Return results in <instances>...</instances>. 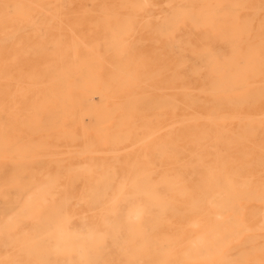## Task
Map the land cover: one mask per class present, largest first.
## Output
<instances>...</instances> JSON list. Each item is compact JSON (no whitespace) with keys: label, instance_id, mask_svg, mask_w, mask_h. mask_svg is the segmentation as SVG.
I'll use <instances>...</instances> for the list:
<instances>
[{"label":"rangeland","instance_id":"rangeland-1","mask_svg":"<svg viewBox=\"0 0 264 264\" xmlns=\"http://www.w3.org/2000/svg\"><path fill=\"white\" fill-rule=\"evenodd\" d=\"M169 5L174 10L167 21L176 24L174 32L163 20ZM260 16L264 17V0H177L174 4L169 0H0V122L9 120L14 134L26 136L22 126L26 118L21 114L33 106L44 113L48 106L41 103L43 95L53 90L58 78L73 83L70 68L91 72L96 79L89 83L94 85L115 84L119 79V84L132 83L128 78L136 76L134 72L140 86L149 89L161 84L162 102L154 107L177 108L174 114L112 116L110 123L119 124V129L98 135L83 127L65 129L72 135H85L81 138L90 142L81 144L70 139L76 136H66L51 150L29 151L27 156L40 159L39 176L44 180L59 172L72 174L80 164L90 163L101 165L102 173L113 172L115 185L121 179L137 180L129 198L132 204L142 203L143 191L149 188L146 217H137L130 203L119 202L116 208L119 224L126 225V217L125 222L143 232L148 264H264V119H259V111L264 110L259 42L264 44V35L259 41ZM129 18L137 24L125 34L132 25ZM170 36L178 38L173 55L167 49ZM118 65L125 77L114 71ZM90 97L93 106L101 105L98 94ZM199 99L207 100L203 107L197 106ZM63 100L66 107L72 106V96ZM208 108L213 110L211 115H218L214 111L218 109L232 113L211 116ZM44 117L39 116L34 133L50 146ZM82 122L95 128L93 116H82ZM58 158L76 164L52 166ZM145 170L147 176L138 174ZM21 178L28 190L29 175ZM157 179L161 180V188H156L162 200L159 209L152 200ZM69 184L74 201L67 206L60 199H47L37 223L32 213L21 210L33 200L5 185L8 200L0 199V264H33L30 256L37 253L42 264H79L85 259L83 246L73 244L67 254L61 251L66 243L57 241V228L62 226L58 213L89 216L76 201L83 192L73 180ZM6 224H14V229L5 231ZM69 225L76 236L91 239L84 222L75 220ZM31 237L36 242L15 247ZM139 241L136 233L123 226L117 238L111 234L103 245L92 244L89 264H121V255L131 253L133 261L127 264H143Z\"/></svg>","mask_w":264,"mask_h":264},{"label":"bare ground","instance_id":"bare-ground-1","mask_svg":"<svg viewBox=\"0 0 264 264\" xmlns=\"http://www.w3.org/2000/svg\"><path fill=\"white\" fill-rule=\"evenodd\" d=\"M169 1L172 4H174L177 0H169ZM172 8L170 6L168 13H166L167 15L165 14L163 20H165L167 23H170L172 25L171 27H173V29H171V31L174 32V28H175L174 25L176 24L172 21H169V22L167 21V16H169L171 11L174 10V7ZM259 18H260L259 19V23H260L259 41H262L261 37L262 35H264V17L260 16ZM128 22H131L132 25L129 28H126V30L123 29L125 30L124 33L125 32L129 33L131 31L133 32V30H135L136 28L137 23L133 20V18L132 19L129 18ZM123 23L126 25L125 22ZM126 27H128V25ZM167 41H169L167 45H170L169 47H167V49L169 50V54L173 55L174 53H173L172 47L175 46V43L178 41V38H172L170 36L168 37ZM120 42L118 43L120 44ZM121 45L122 46L120 45L119 46L125 47V45L123 44ZM96 46L97 45H95V47ZM113 46L115 47V45ZM116 48H117L116 49L117 51L119 47L116 46ZM84 49H87L86 46ZM121 55L120 57L124 56V55L122 56ZM112 57L115 58V56H112ZM75 58H76L75 60L77 64L82 66L83 61L79 59L76 55H75ZM127 63H129V61ZM117 64L118 63H116V65ZM119 65H118V68H116L114 71L122 73L120 69L121 66ZM134 71H132V73ZM68 73L73 80V83L71 85H68L66 80L63 77L58 78L57 82L53 86V90H49L43 95L41 103L46 104L48 106V109L44 113H41V109L39 108V106H33V107H29L28 109H26L24 113L21 114V116H25L24 118H26V122L22 123V126L24 127L26 131V136L23 137L19 134H14L13 133L14 131L13 123L10 122L9 120H5V121L2 120L3 122L2 121L0 122V199L3 198V199L8 200V197L5 192L6 184H10L11 186H14L19 194H24L27 197L31 198V200H33L31 202H26L21 207V210L28 211V213H32L34 215V217H32V220H34V222L37 223L39 221V218H38L39 214L42 213L43 210L45 209L44 203L47 201V199H53V198L60 199L64 202V205L66 204L67 206L72 201H74V197L69 195V192H68V189L72 186L71 184H69L70 180H73V184L76 185L83 192V195H81V197L76 201L86 207L87 211L89 212V216L88 217L87 216L86 217L85 216L76 217V216L70 215L69 213L63 216V214L58 213L57 217H60V218L62 217L61 218L62 226H60V228L58 226L57 228L60 231L57 241L58 242L64 241L67 245V247L61 251H63L64 253L70 254V252L73 251L71 246L73 244H79L84 247L85 259L83 258V260L81 261L78 259L79 260L78 262L79 264H89V261H90L89 251H92V244L94 242H99L103 245L105 237L111 234L117 238L118 231L123 226H126V228L129 231H132L138 235V238L140 239L139 245H138L139 246L138 251H142L145 257L142 260V263L148 264V260L146 259V255H145L146 240L143 238V235H142L143 232H140L139 228L133 229L130 226V224L125 222L127 220L126 217L123 218V222L126 225L119 224L118 213L116 209L117 204L119 202L130 203L129 198H130L131 192L134 189H136L138 186L137 180L121 179L120 183L119 184L116 183L115 185V179H116L114 178L115 174L113 172L102 173L101 172L102 166L96 163H90L88 165L80 164V168L76 167V170L72 172V174H64V173L59 172V173H55L53 178L44 180L43 177L39 176L40 173L42 174V168H43L42 162L40 161L39 158L36 159L35 157L32 158L30 156H27L26 153L29 151H35V150L49 151L51 150V147L53 145L58 144L59 142H61V140H65V139H62V137L67 138L66 136H76L70 139L71 140L74 139L75 141L81 144L90 142L88 139L84 137L81 138V136H85V135H78V136L72 135V133L69 134L68 132L64 131L65 129L69 130V129L76 128V127H83V129L85 130L91 129V130L97 131V135H98L100 133H103L106 129H119V126H120L119 124L110 123L112 116H119V117L121 116L124 118L126 116H168L169 114L172 115V113L175 112L177 108L176 109H161V108L154 107L156 103L162 102V99L160 96L161 95L160 90L163 86L161 84H158L148 89L146 85L145 86H140L143 84L138 85L137 83L138 73L136 72H134L135 73L134 75L136 76L132 75L128 78V80L133 81L132 83L131 82L126 83L127 82L126 80L125 84H122V83L119 84L122 80L120 82H119L120 79L117 80L118 82L115 80L116 77H119V74L117 73L115 75L116 77L111 78L112 80L114 79V81H116L115 84L103 83L101 85L90 84L89 80H94L96 79V77L93 74H91V72H89L88 70L86 71V69H83L82 67L70 68L68 70ZM122 74H120V76ZM123 75L124 77L126 76V74H123ZM150 76L151 75H149V77ZM176 77H178L177 74H176ZM259 77L262 79L259 82L260 86H264L262 85V83H264V44H262V42H259ZM18 93L20 95H23L22 89L19 88ZM92 94H98L101 97L102 101H101L100 106L98 107L93 106V104L90 102L89 97ZM66 95L72 96L73 98V101H72L73 104L71 107H66L64 105L63 99H64V96ZM143 96H147V98L149 99L145 102L144 100H142ZM183 97L184 96H182V99L185 100V98ZM193 100H196V99H193ZM203 102H207V100L199 99L197 106H202ZM143 103H145L144 106L142 105ZM191 107H194V106H191ZM208 110L211 115L213 110L210 108H208ZM214 111H218L219 112L218 115H211V116H222L221 112L225 113L224 111L220 109L214 110ZM231 113L232 112L225 113V114H227V116H230ZM86 115L94 117L95 125L93 127L95 128H90L83 124L82 116H86ZM39 116H45L44 120L47 124V129L49 131L48 139L52 141V145L50 146H45V142H43L40 138H37L36 133H34L35 131L34 126L39 121ZM256 117L258 118V116ZM158 119L159 118H157L156 121H158ZM259 119H264V110L259 111ZM133 125L134 124H132L131 126L133 127ZM206 135H209V134H206ZM22 152H23V155H22ZM51 164H53L52 166L61 168L64 166H74V164L76 163H72V161L67 160V159L58 158L56 160H53ZM31 166H33V168H31ZM85 166H89L90 168L85 169ZM33 172H35V175H31ZM138 174L143 175V176L148 175L146 170ZM28 175H29L28 184L30 185V187L27 190L24 187L25 183H23L21 177L28 176ZM108 176H111V177H108ZM156 188H161L160 179H157L155 181V184L152 188V191H154V196L152 197V200L154 202V207L156 209H159L162 206V200L160 199V196L158 195ZM149 200L151 199L149 197V188H147L145 189V191H143V202L137 203V204L130 203V210L132 211L134 209L136 211L137 217H141V216L146 217L148 215ZM222 204H225V203H222ZM19 215L21 216V214ZM75 220L82 221L85 223V226L90 233L91 239L85 240V237L83 236L82 237L76 236L75 230L70 228V225H69L70 223H74ZM228 223L229 222L227 221V224ZM14 226H15L14 224H6L3 229L5 231H11L14 229ZM192 227H195V225L194 226L192 225ZM234 234L236 235L237 233L235 232ZM34 242H36L35 238L31 237V239L29 240L17 243L15 247L21 248L24 246H28ZM55 253L57 254V252ZM256 253L257 251L255 252L254 255H256ZM133 254L134 253H131L130 255H124V256L121 255V258H122L121 264H127L133 261L131 258L132 257L131 255ZM243 255L245 256L246 254H243ZM30 257H32L33 259V264H42V262L39 261L40 257H42L39 255V253H37V255L36 254L31 255ZM190 257L192 258V256ZM201 257L204 258L206 256L204 254V257L203 256Z\"/></svg>","mask_w":264,"mask_h":264}]
</instances>
